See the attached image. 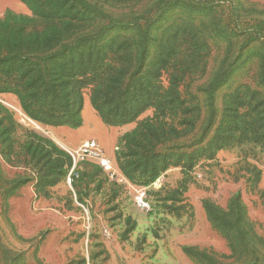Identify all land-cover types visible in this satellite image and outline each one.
Instances as JSON below:
<instances>
[{
  "label": "rangeland",
  "instance_id": "rangeland-1",
  "mask_svg": "<svg viewBox=\"0 0 264 264\" xmlns=\"http://www.w3.org/2000/svg\"><path fill=\"white\" fill-rule=\"evenodd\" d=\"M10 11L34 17L25 5ZM49 13L85 23L61 33L84 36L73 48L84 62L55 67L112 66L120 84L104 115L144 111L109 126L87 89L81 127H51L0 95L22 127L0 125V264H264V0H50ZM158 82L177 90L181 109L165 114L153 150L120 143L154 116L141 104ZM171 100L169 91L165 107ZM92 140L114 155L110 170L82 159ZM153 152L157 171L168 167L146 186ZM132 162L131 183L120 166Z\"/></svg>",
  "mask_w": 264,
  "mask_h": 264
},
{
  "label": "trees",
  "instance_id": "trees-1",
  "mask_svg": "<svg viewBox=\"0 0 264 264\" xmlns=\"http://www.w3.org/2000/svg\"><path fill=\"white\" fill-rule=\"evenodd\" d=\"M19 1L32 11L34 17L21 21L23 17H16L7 10L6 15L0 18V95H14L22 111L31 120L51 127L71 126L74 129L81 127L83 93L87 89H90L91 106L105 124L121 126L139 117L144 110L134 111L138 105L122 114L117 112L116 108H112L109 114L104 115V111L112 103L116 86L120 84V73H117L112 66L80 65L77 68L75 66L78 65L72 60L70 66L60 69L55 67L57 60L72 58V56H78L81 64L84 62L85 55L73 51V48L83 47L84 36L82 34L78 36L77 33V36L69 35V38H61V33L64 31H80L84 27V21L73 19L53 23L54 19L49 15L50 0ZM39 3L42 4L39 6ZM39 7H43V10H39ZM37 20L46 21L41 22L44 25L42 29ZM16 21L21 22L16 24ZM39 57H42L40 60L43 66L38 64ZM105 77L106 79H103ZM157 85H159L157 91L149 93L148 98L141 104L144 109L152 108L154 116L144 119L133 132L124 136L120 143L126 142L128 146L135 149L140 148V142L147 143L153 150L156 147L154 142L160 134L164 135V132L159 131V126L164 121L165 114L167 112L172 114L181 109L177 90L174 88L165 90L161 82ZM105 87H108V91L104 96ZM169 91L172 100L169 106L165 107L164 100ZM0 112L4 114V118H0V125L7 121L11 126L22 129L13 121L12 115L2 104H0ZM53 148L57 149L54 144ZM132 156L135 158L138 155ZM149 157L148 160L153 161V170L149 172V167L146 165L140 172L141 178L146 177L143 182L146 186L154 182L168 167L164 165L157 171L158 154L153 152ZM136 164L132 162L124 168L120 166L121 171L131 183L135 181L139 169ZM63 165L68 166L69 162ZM206 212L211 216V210L207 207Z\"/></svg>",
  "mask_w": 264,
  "mask_h": 264
},
{
  "label": "built area",
  "instance_id": "built-area-1",
  "mask_svg": "<svg viewBox=\"0 0 264 264\" xmlns=\"http://www.w3.org/2000/svg\"><path fill=\"white\" fill-rule=\"evenodd\" d=\"M79 152H81L82 159L90 158L97 161L104 171L111 169V161L102 153L99 144L94 140L84 143ZM140 198V201H138L140 208L148 210L149 206L143 201V196Z\"/></svg>",
  "mask_w": 264,
  "mask_h": 264
},
{
  "label": "crops",
  "instance_id": "crops-1",
  "mask_svg": "<svg viewBox=\"0 0 264 264\" xmlns=\"http://www.w3.org/2000/svg\"><path fill=\"white\" fill-rule=\"evenodd\" d=\"M23 8H24V5L19 0H10V1L0 0V16H2L7 10L12 9V10L21 12V11H23ZM85 124H86V122L84 121L83 125L85 126ZM91 138L97 139L98 141L101 142L104 139V133L97 131L96 133H94V135ZM49 139H51V138H49ZM52 141L55 142L54 140H52ZM108 155H109L108 159L110 161H112L114 158V155L113 154H108Z\"/></svg>",
  "mask_w": 264,
  "mask_h": 264
},
{
  "label": "bare ground",
  "instance_id": "bare-ground-1",
  "mask_svg": "<svg viewBox=\"0 0 264 264\" xmlns=\"http://www.w3.org/2000/svg\"><path fill=\"white\" fill-rule=\"evenodd\" d=\"M54 140V139H53ZM55 141V140H54ZM56 142V141H55Z\"/></svg>",
  "mask_w": 264,
  "mask_h": 264
}]
</instances>
